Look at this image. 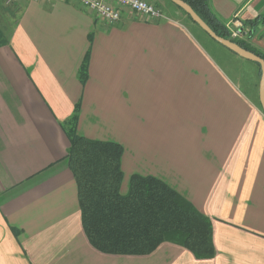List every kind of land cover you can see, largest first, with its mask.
<instances>
[{
    "label": "crops",
    "instance_id": "crops-1",
    "mask_svg": "<svg viewBox=\"0 0 264 264\" xmlns=\"http://www.w3.org/2000/svg\"><path fill=\"white\" fill-rule=\"evenodd\" d=\"M148 1L166 18L125 9L109 23L75 0L0 1V264H264L260 69L168 0ZM208 2L227 28L264 14V0ZM244 33L264 59V21ZM77 104V134L123 147L122 189L154 176L211 219L213 257L88 242L65 158Z\"/></svg>",
    "mask_w": 264,
    "mask_h": 264
},
{
    "label": "trees",
    "instance_id": "trees-1",
    "mask_svg": "<svg viewBox=\"0 0 264 264\" xmlns=\"http://www.w3.org/2000/svg\"><path fill=\"white\" fill-rule=\"evenodd\" d=\"M182 1L190 5L216 35L263 58L243 39L230 36L226 25L213 14L208 0ZM168 2L178 8L197 31L216 42L182 8ZM260 21H264V14L245 20L247 38ZM86 68L87 56L79 70L82 82ZM78 107L77 104L66 122L69 147L65 158L76 183L81 224L88 242L106 254H148L167 242L184 248L197 259L213 257L211 219L154 176L132 174L126 189H122L123 147L114 141L77 134Z\"/></svg>",
    "mask_w": 264,
    "mask_h": 264
},
{
    "label": "built area",
    "instance_id": "built-area-1",
    "mask_svg": "<svg viewBox=\"0 0 264 264\" xmlns=\"http://www.w3.org/2000/svg\"><path fill=\"white\" fill-rule=\"evenodd\" d=\"M10 2L11 0H6ZM81 6L91 9L102 21L116 23L120 20L125 9L131 10L135 14L147 19L160 21L165 19L162 10L148 0H75ZM230 36L240 38L245 31V25L237 19L228 24Z\"/></svg>",
    "mask_w": 264,
    "mask_h": 264
},
{
    "label": "water",
    "instance_id": "water-1",
    "mask_svg": "<svg viewBox=\"0 0 264 264\" xmlns=\"http://www.w3.org/2000/svg\"><path fill=\"white\" fill-rule=\"evenodd\" d=\"M170 1L175 5H177L178 7L182 8L190 16V18L216 42L226 47L227 49L237 54L238 56L259 64L260 80H259L258 95H259V102L261 105V109L264 113V59L254 54L253 52L242 48L237 43L216 35L210 29V27L193 11L190 5H188L184 1L182 0H170Z\"/></svg>",
    "mask_w": 264,
    "mask_h": 264
},
{
    "label": "rangeland",
    "instance_id": "rangeland-1",
    "mask_svg": "<svg viewBox=\"0 0 264 264\" xmlns=\"http://www.w3.org/2000/svg\"><path fill=\"white\" fill-rule=\"evenodd\" d=\"M0 1H2V0H0ZM4 1V0H3ZM12 1V0H11ZM10 1V2H11ZM157 6V5H156ZM158 7V6H157ZM189 20V19H188ZM194 26V25H193ZM195 27V26H194ZM196 28V27H195ZM214 44H216L215 42H214ZM225 49V48H224ZM227 50V49H226ZM230 52V51H229ZM231 54H233L234 56H237V55H235L234 53H231ZM238 58H241V57H238Z\"/></svg>",
    "mask_w": 264,
    "mask_h": 264
}]
</instances>
